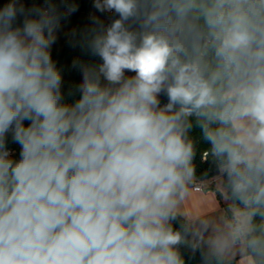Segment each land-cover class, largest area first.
Instances as JSON below:
<instances>
[{"label": "clouds", "instance_id": "9594fccd", "mask_svg": "<svg viewBox=\"0 0 264 264\" xmlns=\"http://www.w3.org/2000/svg\"><path fill=\"white\" fill-rule=\"evenodd\" d=\"M94 6L119 18L88 44L102 63H74L66 92L55 6L0 5V264H184L170 221L194 115L249 210L235 231L264 264V227H250L264 217V0Z\"/></svg>", "mask_w": 264, "mask_h": 264}, {"label": "trees", "instance_id": "16d2710c", "mask_svg": "<svg viewBox=\"0 0 264 264\" xmlns=\"http://www.w3.org/2000/svg\"><path fill=\"white\" fill-rule=\"evenodd\" d=\"M6 2L7 0H0V5ZM22 2L29 8H46L49 5H54L57 12L63 17L55 31V42L51 53L57 67L63 73L65 91H74L75 85H78L81 81V73L73 68V64L79 62L94 67L102 63L99 57L90 54L88 44L93 36L100 32L102 27L109 26L103 18L105 11L100 12L97 10L94 6L96 0H22ZM118 18L115 15V19ZM198 22L205 32V39L201 41L203 44L207 42V28L204 26L203 19ZM129 23L133 25L132 30L141 31L137 23L134 21ZM203 59L209 65V68L214 67V54L210 48ZM77 96L69 97V102L76 99ZM160 99L162 104L167 103L165 96H161ZM190 121L191 126L186 133V138L191 146L190 161L196 179L210 182L208 190H224L223 202L230 214L232 206L247 214L249 210L233 195L231 182L224 170L222 161L212 153L208 141L202 134L198 118L194 115L190 117ZM213 127H216V125L214 124ZM8 146L14 154L18 155L19 147L17 145L9 141ZM205 154L207 155L205 156ZM219 185H221L220 189L217 187ZM170 223L173 229L180 232L182 236L178 251L184 264H235V260H227L220 254L209 253L202 248L192 246L188 242V221L176 212H174V219ZM250 226L253 229L264 227V217L260 214L255 215ZM253 234L258 233L254 232ZM247 253L253 257L248 246Z\"/></svg>", "mask_w": 264, "mask_h": 264}, {"label": "crops", "instance_id": "0c3cea01", "mask_svg": "<svg viewBox=\"0 0 264 264\" xmlns=\"http://www.w3.org/2000/svg\"><path fill=\"white\" fill-rule=\"evenodd\" d=\"M189 170V179L177 195L174 210L188 221L189 243L209 253L220 254L227 260H235V264H251L249 257L254 262L247 253L246 238L230 227L224 194L221 198L214 190H195L193 183L197 179L191 171L190 161ZM230 217L234 219L232 213Z\"/></svg>", "mask_w": 264, "mask_h": 264}, {"label": "rangeland", "instance_id": "374dc122", "mask_svg": "<svg viewBox=\"0 0 264 264\" xmlns=\"http://www.w3.org/2000/svg\"><path fill=\"white\" fill-rule=\"evenodd\" d=\"M189 161H190V159H189ZM190 163H191V161H190ZM191 171L193 172V169H192V164H191ZM220 186L221 185H219V186H217V187H219V189H220ZM223 190V189H222ZM222 193L224 192V190L223 191H221ZM230 211H231V213L234 215V219H231V217H230V213H228V219H229V223H230V227H231V229H235V226L238 224V223H243V222H245V220H246V213L245 212H243V211H241L239 208H237V207H235V206H232L231 208H230ZM237 217H239V220H236L237 219ZM236 221H237V223H236ZM251 227V226H250ZM230 229V230H231ZM189 242V241H188ZM193 246V245H192ZM195 246V245H194ZM196 246H198V245H196ZM195 246V247H196ZM249 261L251 262V264H254V262H253V260H252V258L251 257H249Z\"/></svg>", "mask_w": 264, "mask_h": 264}, {"label": "built area", "instance_id": "2783aa9c", "mask_svg": "<svg viewBox=\"0 0 264 264\" xmlns=\"http://www.w3.org/2000/svg\"><path fill=\"white\" fill-rule=\"evenodd\" d=\"M115 15L116 14L114 12L105 11L103 18L110 25L115 20ZM126 75H134V73L128 72V73H126ZM206 155L207 154H205V156ZM209 185H210V182H208V181L196 180L193 183V187L197 191H206V190H208ZM237 220H239V219H237Z\"/></svg>", "mask_w": 264, "mask_h": 264}, {"label": "water", "instance_id": "95a60500", "mask_svg": "<svg viewBox=\"0 0 264 264\" xmlns=\"http://www.w3.org/2000/svg\"><path fill=\"white\" fill-rule=\"evenodd\" d=\"M217 193L221 198L223 197V193L221 191H217Z\"/></svg>", "mask_w": 264, "mask_h": 264}]
</instances>
